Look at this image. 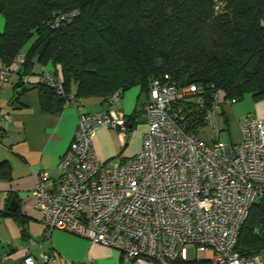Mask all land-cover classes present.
I'll use <instances>...</instances> for the list:
<instances>
[{"label": "built area", "instance_id": "2783aa9c", "mask_svg": "<svg viewBox=\"0 0 264 264\" xmlns=\"http://www.w3.org/2000/svg\"><path fill=\"white\" fill-rule=\"evenodd\" d=\"M23 60L19 54L10 64L0 62V90ZM167 79L149 84L140 149L125 160H104L93 137L101 125L125 134L123 112L83 111L59 71L37 74L38 82L64 98L63 106L79 110L73 139L56 164L58 177L39 171L31 190L45 237L63 230L115 247L131 264H264V252L235 249L241 224L264 195V119L244 118L240 140L224 143L219 135L227 127L218 108L235 98L213 87L205 104L204 87ZM119 96L117 91L108 101ZM40 259L27 255L23 263L56 261L45 252Z\"/></svg>", "mask_w": 264, "mask_h": 264}, {"label": "trees", "instance_id": "16d2710c", "mask_svg": "<svg viewBox=\"0 0 264 264\" xmlns=\"http://www.w3.org/2000/svg\"><path fill=\"white\" fill-rule=\"evenodd\" d=\"M0 15V62L23 55L20 81L35 63H51L79 98L109 102L134 86L148 93L151 80L167 76L204 87L205 104L213 87L236 102L246 93L264 99V0H0ZM37 85L41 107L61 110L64 98ZM136 117H127L126 132ZM11 215L20 217L17 209ZM235 249L264 252V195Z\"/></svg>", "mask_w": 264, "mask_h": 264}, {"label": "crops", "instance_id": "0c3cea01", "mask_svg": "<svg viewBox=\"0 0 264 264\" xmlns=\"http://www.w3.org/2000/svg\"><path fill=\"white\" fill-rule=\"evenodd\" d=\"M48 64L53 67L51 63H35L25 81L19 80L18 71L13 72L0 90V211L9 213L0 216V264H24L27 255L39 262L43 252L53 254L55 264H131L115 247L63 230H53L45 237L42 213L31 190L39 171L58 177L57 161L70 145L79 120V110L74 105H62L58 112L41 107L37 74L46 70ZM70 92H76V84L71 85ZM147 97L148 93L134 86L112 102H103L99 97L80 98L83 111L123 112L125 121L134 113L143 122L133 147L126 152H122L125 134L119 132L120 142L116 144L110 139L113 127L99 126L93 137V148L99 158L125 160L140 149L146 129L141 111ZM234 104L223 103L218 110L236 142L241 138L240 122L244 118L264 119V99ZM4 114L11 118L4 119ZM11 198L17 202L20 217L11 215L13 211L7 208Z\"/></svg>", "mask_w": 264, "mask_h": 264}, {"label": "rangeland", "instance_id": "374dc122", "mask_svg": "<svg viewBox=\"0 0 264 264\" xmlns=\"http://www.w3.org/2000/svg\"><path fill=\"white\" fill-rule=\"evenodd\" d=\"M0 27H3V17L0 15ZM50 68L49 64L47 65V68L46 70H48ZM252 95L250 93H246L244 94L243 98L237 102H235L234 106H237V105H243V104H246V102L248 100H252ZM143 122H141V120H139L138 122H136L132 128H130L126 134H125V141H124V146H123V151L122 152H126L128 151L130 148L133 147L136 139H135V136L138 135V132L140 131V128L142 126ZM114 130H112V133L110 134V139L114 142H116V144H118V141L120 142V139H119V128L117 127H113ZM233 133L232 131L230 130H222L220 132V135H219V139L224 142V143H229L231 140L233 142V136H231ZM205 136V134H204ZM193 255V252H192V249H189L188 250V257H191Z\"/></svg>", "mask_w": 264, "mask_h": 264}, {"label": "water", "instance_id": "95a60500", "mask_svg": "<svg viewBox=\"0 0 264 264\" xmlns=\"http://www.w3.org/2000/svg\"><path fill=\"white\" fill-rule=\"evenodd\" d=\"M9 210H16L17 208V202L15 201L14 198H11L10 201H9V204H8V207H7Z\"/></svg>", "mask_w": 264, "mask_h": 264}]
</instances>
